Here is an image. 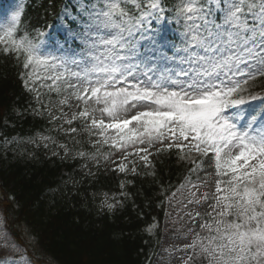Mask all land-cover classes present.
Here are the masks:
<instances>
[{
    "label": "snow or ice",
    "instance_id": "obj_1",
    "mask_svg": "<svg viewBox=\"0 0 264 264\" xmlns=\"http://www.w3.org/2000/svg\"><path fill=\"white\" fill-rule=\"evenodd\" d=\"M23 11L0 24V54L32 113L95 137L81 158L120 152L121 173L136 174L139 157L155 175L153 151L175 149L190 167L162 203L180 206L179 264H264V0H65L54 25L31 31ZM28 142L69 153L52 136ZM0 239L23 252L18 237Z\"/></svg>",
    "mask_w": 264,
    "mask_h": 264
},
{
    "label": "trees",
    "instance_id": "obj_2",
    "mask_svg": "<svg viewBox=\"0 0 264 264\" xmlns=\"http://www.w3.org/2000/svg\"><path fill=\"white\" fill-rule=\"evenodd\" d=\"M64 2L26 0L19 6L24 10V26L31 31L54 25ZM19 71L12 57L0 54V156L4 138L13 135L21 139L52 136L57 144L67 145L69 153L65 156L63 149L52 144L45 149L41 144L16 157L8 168H0V207L12 238H19L17 242L32 264H153L164 233L163 197L179 187L190 166L178 160L175 149L171 154L153 153L150 160L155 175L148 174L152 168L140 165L136 174L125 176L123 188L121 180L112 182L100 174L92 179L85 176L75 189L59 195L58 185L64 177L58 176L64 166L70 170L86 163L98 171L105 157L100 155L97 161L77 156L78 151L96 152L87 145L85 132L66 135L48 129L45 115L32 117L34 101L18 79ZM13 109L20 114L15 115ZM53 150L59 155L52 156ZM107 150L104 147L99 152ZM17 152L10 148L9 158ZM5 193L14 194L15 202L6 201ZM106 197L109 203H120L109 211L102 204ZM153 223L158 227L149 234L147 228Z\"/></svg>",
    "mask_w": 264,
    "mask_h": 264
},
{
    "label": "rangeland",
    "instance_id": "obj_3",
    "mask_svg": "<svg viewBox=\"0 0 264 264\" xmlns=\"http://www.w3.org/2000/svg\"><path fill=\"white\" fill-rule=\"evenodd\" d=\"M17 3H19V0H0V6H3V9L0 8V22H5L6 17H7V10L10 8V6H15ZM2 24V23H1ZM259 87V81H257V86L253 89V91H260ZM253 104L259 107L261 106L260 101H254L252 102ZM15 114L18 115L20 112H18L16 109L14 110ZM49 120V119H48ZM76 124H80V122H76ZM76 124L72 125V127H76ZM56 126L59 127V122L56 123ZM68 125H64V128H68ZM95 137H89L87 134V145L90 147H93L92 144L90 143V140H95ZM99 149L108 147V146H97ZM94 148V147H93ZM94 150H97L94 148ZM109 150H107L108 152ZM153 153H155L153 151ZM120 152H115L114 155L109 156L107 159L105 158L104 164L100 167V170H96L94 166L87 165L86 163H83L80 170L78 171V174L72 172H67V170H64V174H67V177L62 180L59 190L60 194H64L69 188L75 189L80 183L82 178L85 176H88L89 179H92L96 177L98 174L101 176L108 178L112 182H116L117 180H121V183L125 181V176L132 174V172H127V173H121L116 169V164L120 163ZM132 157L129 158V161L127 162L129 167H131V161ZM136 160V169L138 166L142 165L144 169H147L146 167L140 160L139 157H135ZM115 161V163H113ZM183 163V162H182ZM185 164V163H184ZM186 165V164H185ZM190 166V165H186ZM79 167V166H77ZM206 170L207 165H205ZM76 169V168H75ZM203 175V173L201 174ZM195 179V178H194ZM183 182V181H182ZM67 186L66 189L64 187ZM177 190V189H176ZM173 191V192H176ZM186 195V193H185ZM177 199H182L181 193L177 192L176 195ZM175 203V202H174ZM166 213H170V215H166ZM178 213H180V206L176 205L175 207H171L168 205L166 201V212H165V219H164V233L161 241V245L159 248V251L156 255V258L153 262V264H179V256L181 255L178 252L172 251L174 246H179L184 241L180 239V233L183 232L185 229L182 227L183 221H180L179 223H173V221H176L179 219ZM0 234H7L9 236V239H12L10 236L9 232L6 229V226L4 224L3 220V214L1 211L0 207ZM0 243L4 244L6 247L5 252L3 253V256L0 258V264H24L25 261H29L27 257L24 256L23 252H16L12 248H10L7 244H5V241L3 239H0ZM11 254H15L14 257H11ZM32 264V263H31Z\"/></svg>",
    "mask_w": 264,
    "mask_h": 264
},
{
    "label": "bare ground",
    "instance_id": "obj_4",
    "mask_svg": "<svg viewBox=\"0 0 264 264\" xmlns=\"http://www.w3.org/2000/svg\"><path fill=\"white\" fill-rule=\"evenodd\" d=\"M5 250H6V247L4 246V244L0 243V257L3 256V253L5 252ZM10 256L14 257L15 254H11ZM0 259H2V258H0Z\"/></svg>",
    "mask_w": 264,
    "mask_h": 264
}]
</instances>
